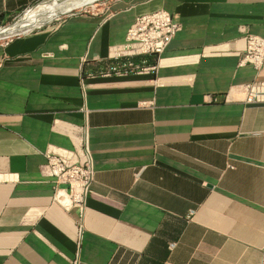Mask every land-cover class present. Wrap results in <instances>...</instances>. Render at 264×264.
Wrapping results in <instances>:
<instances>
[{"label":"crops","instance_id":"crops-1","mask_svg":"<svg viewBox=\"0 0 264 264\" xmlns=\"http://www.w3.org/2000/svg\"><path fill=\"white\" fill-rule=\"evenodd\" d=\"M40 1L0 0V20ZM158 9L180 30L144 57L155 68L103 74ZM249 35L264 38V0H102L0 42V264H262L264 103L238 90L264 80V51L241 63ZM84 145L91 192L65 208L45 153Z\"/></svg>","mask_w":264,"mask_h":264},{"label":"built area","instance_id":"built-area-1","mask_svg":"<svg viewBox=\"0 0 264 264\" xmlns=\"http://www.w3.org/2000/svg\"><path fill=\"white\" fill-rule=\"evenodd\" d=\"M179 30L180 24L163 9L136 16L127 31L125 41L112 48L110 57L113 63L103 74H128L154 69L155 66L144 63V57L162 54ZM263 51L264 38L247 36L241 63L248 62L259 67L262 64ZM136 58L143 61L138 63L134 61ZM238 90L243 94L246 103H264V80L255 79L241 84ZM45 157L46 162L41 170L56 184L55 201L65 208L75 206L83 210L94 182V169L86 145L80 151L65 148L48 150ZM59 183L66 184L67 189L57 187ZM172 247L173 244H170V248Z\"/></svg>","mask_w":264,"mask_h":264},{"label":"bare ground","instance_id":"bare-ground-1","mask_svg":"<svg viewBox=\"0 0 264 264\" xmlns=\"http://www.w3.org/2000/svg\"><path fill=\"white\" fill-rule=\"evenodd\" d=\"M96 1L97 0H42L31 8L26 9V12L19 20L11 24L0 26V39L18 32L28 31L34 26H40L45 20H51L63 14H71L74 9L91 7Z\"/></svg>","mask_w":264,"mask_h":264},{"label":"rangeland","instance_id":"rangeland-1","mask_svg":"<svg viewBox=\"0 0 264 264\" xmlns=\"http://www.w3.org/2000/svg\"><path fill=\"white\" fill-rule=\"evenodd\" d=\"M42 1V0H41ZM102 0H97L95 2V4L91 7H87L85 9H74L72 11V13H76V12H80V13H85V12H89V11H92V9L95 7V6H98L100 4ZM36 5V4H35ZM31 8V7H30ZM26 12V10L22 11L21 13H19L17 16L15 17H11V18H8L6 20H0V26H4V25H7V24H11V23H14L15 21L19 20L23 14ZM71 13V14H72ZM66 16H68V14H63V15H60L58 16L56 19H54L52 22L48 23V24H45L43 26H39V27H34L33 29H30L29 31H26V32H21V33H17V34H14V35H11V36H8L6 38H3V39H0V42H3V41H6V40H10L12 38H16V37H19V36H22L23 34H27V33H32L34 31H38L40 29H43V28H46L48 26H51L59 21H61L62 19H64Z\"/></svg>","mask_w":264,"mask_h":264},{"label":"water","instance_id":"water-1","mask_svg":"<svg viewBox=\"0 0 264 264\" xmlns=\"http://www.w3.org/2000/svg\"><path fill=\"white\" fill-rule=\"evenodd\" d=\"M69 15V14H68ZM54 19H56V18H54ZM54 19H48V20H45V21H43L42 23H41V25L40 26H43V25H45V24H48V23H50V22H52ZM50 20V21H49ZM34 27H39V26H34ZM33 27V28H34ZM33 28H31V29H33ZM29 31V30H28ZM22 32H24V31H22ZM26 32V31H25ZM18 33H21V32H18ZM17 34V33H16ZM12 35H14V34H12ZM11 36V35H10Z\"/></svg>","mask_w":264,"mask_h":264},{"label":"clouds","instance_id":"clouds-1","mask_svg":"<svg viewBox=\"0 0 264 264\" xmlns=\"http://www.w3.org/2000/svg\"><path fill=\"white\" fill-rule=\"evenodd\" d=\"M147 56V55H146Z\"/></svg>","mask_w":264,"mask_h":264}]
</instances>
